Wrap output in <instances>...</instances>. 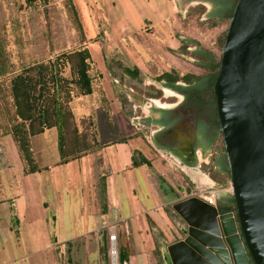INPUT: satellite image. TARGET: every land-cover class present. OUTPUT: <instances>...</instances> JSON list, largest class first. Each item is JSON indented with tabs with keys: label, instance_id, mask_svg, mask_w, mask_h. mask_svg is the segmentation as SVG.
Listing matches in <instances>:
<instances>
[{
	"label": "crops",
	"instance_id": "0c3cea01",
	"mask_svg": "<svg viewBox=\"0 0 264 264\" xmlns=\"http://www.w3.org/2000/svg\"><path fill=\"white\" fill-rule=\"evenodd\" d=\"M71 1L85 34V24L81 19L79 6L75 0ZM117 1L86 0V4L83 3L91 18H97L102 13L101 17L119 19L115 23L101 20L103 23L101 24L97 21L99 28L97 35L100 36L96 35V38H88L85 34L86 40L91 39L94 42L96 39L100 40V47L105 51L102 67L99 68L94 63L93 67L99 75L98 85L106 101L102 102L97 91L75 97L71 101L75 116L76 114L79 116H76V121L79 123L80 119H88L91 122L96 131L97 147L78 158L66 161L62 158L57 159V162L64 165H69L76 160L81 162L77 163L75 171L80 177L83 166L86 168L85 180L88 189L85 197L88 198L90 188L97 192V199L92 191L90 200L97 203L95 209H99L100 213L99 179L101 175H105L107 213H101V219L103 223L108 222L112 228L119 229L121 250L125 247L127 253L125 263L157 264L158 258L164 257V254L162 246L157 249L156 254V243L161 244L163 241L165 245H168L181 239L183 235L180 228L185 227L179 215L168 206L172 207L174 202L188 196H199L207 188L214 190L215 206L219 212L220 208L231 207L232 209L234 198L231 193L224 151L218 147L220 131L215 125V116L211 112L200 118L193 114L194 99L196 97L203 100L209 99V93L193 95L194 98L191 91L196 81L183 83L178 80L176 82L178 88H172L166 85V79L158 78L160 74L171 70L179 75L204 74L205 69L198 71L201 67L197 63L201 60L195 55V53L201 54L200 47H204L199 42L195 44L193 42L195 39L185 38L184 35L179 34L180 40L185 45L184 52L192 55L189 58L192 61L189 69L182 64L159 61L154 56L150 61H144L145 68L138 66L124 51L126 44L131 49L132 41L138 43V40L137 37L121 38V33L133 31L119 18ZM126 1L132 2V0ZM177 1H179L178 6L182 8L180 12L185 13L188 4L184 5V0ZM223 1L224 10L228 7V11L224 13L218 12L216 0L198 2L205 4L208 16L230 18L236 0ZM125 6L126 4L123 7ZM173 8L179 12L176 4ZM126 9L134 12L132 4L126 6ZM173 30L179 33L177 29ZM161 46L166 47L162 44ZM114 51L117 54L113 53ZM172 51L177 56H185L184 52ZM206 63L211 64V60ZM125 67L136 68L137 75L126 73ZM119 70L122 72L121 75L118 74ZM146 73V76H150L147 82L158 88V91H153V94L148 96L136 91L134 84L135 80L141 79ZM206 81L208 82V78L205 75L202 83ZM103 103L107 108L106 111ZM123 103H126L124 110L128 111L129 115L120 122L121 119H117V111L123 110ZM96 110L103 115L110 129L111 137L104 141L99 139ZM111 119L112 124L109 122ZM48 130L50 129H46L40 135L43 136ZM13 143L15 141L11 134L0 135V264H12L16 261V259L7 258L4 250L6 246L10 248V242L15 233H20V226L26 219L25 213L29 210V207L25 205L27 182L30 179L28 176H37L36 174H40L44 169L38 164L41 170L28 173L25 162L18 154L11 159L6 153L3 154L2 145L6 147L11 145L14 148ZM48 144L43 143L45 148H48ZM55 144L58 148V143ZM133 159L137 161V164H133ZM51 165L46 168L52 169L55 164ZM175 184L181 192L180 195L177 193ZM137 187H143L144 192L141 195L138 194ZM86 208L80 207L77 215L86 222L84 227L88 226L91 212L89 207L86 206ZM124 211L127 214H124ZM53 218L56 221L57 218L55 216ZM75 236L76 233L67 240L61 237L60 242L58 240L55 242L63 251V244L60 243L69 242ZM166 259H168L167 252ZM164 264H167V261L165 263L164 260Z\"/></svg>",
	"mask_w": 264,
	"mask_h": 264
},
{
	"label": "rangeland",
	"instance_id": "374dc122",
	"mask_svg": "<svg viewBox=\"0 0 264 264\" xmlns=\"http://www.w3.org/2000/svg\"><path fill=\"white\" fill-rule=\"evenodd\" d=\"M75 1L79 6L80 16L85 24L84 31L88 38H96L99 32L97 21L103 24L101 20L112 23L119 20L101 17L102 13L97 18H91L83 5V3L86 4V0ZM175 1L132 0V2H128L118 0L116 2L119 18L133 31L132 33H121V38L137 37L138 43L132 41L131 49L126 44L124 51L138 66L145 68L144 61H150L154 56L159 61L165 60L168 64H182L183 67L186 66L189 69L192 62L189 58L192 55L184 52L185 45L180 40L179 34L184 35L185 38L195 39L201 46L210 50L216 59H220V49L223 44L221 40L225 36L229 17L222 19L208 16L205 4L198 2H205V0H180L184 5L188 4L185 13L180 12L182 8L178 6L179 1ZM216 1L218 12L228 11V7L224 10L223 0ZM125 4L126 6L132 4L134 12L131 9H126V6L123 7ZM175 4L179 12L174 10ZM122 15L123 17H120ZM173 29H177L179 33ZM85 34L82 40L72 20L68 0H35L29 5L24 0H0V43L3 50L0 55V69L4 70V74L0 75L1 130L9 129L13 123L14 108L10 95V79L23 67L33 63L47 62L62 51L79 48L80 43L88 47L93 63L97 64L99 68L102 67L105 51L100 47V40L94 39L96 42L91 39V41L86 40ZM161 44L166 47L163 48ZM172 50L184 52L185 56H177ZM113 53L117 54L116 51ZM198 71H204V69L201 68ZM68 73L66 67L64 74ZM118 74H122L121 70L118 71ZM146 75L147 73L145 76L142 75L141 79L138 78L134 81L135 90L144 96L158 91L157 87L147 82V78L150 76ZM69 106L74 114L71 102ZM125 107L126 103L122 106L123 110L118 109L117 111V119H121L120 122L129 115V112L124 110ZM76 116L74 114L75 120H77ZM89 122L88 119L81 121L79 129L82 132L85 131L88 138L95 143L88 149L93 150L97 147V137L96 131ZM96 124L99 126L100 140L104 141L111 137L107 123L98 111ZM44 142L49 143L48 148L44 147ZM56 142V131L53 128L43 136L38 134L32 137L35 157L38 164L44 169L40 174L37 173V176H28L30 179L27 182L25 205L29 207V210L25 213L26 219L20 226V233H15L10 242V248L6 246L4 250L6 257L16 259L12 264H111L110 250L112 252V247L109 234L112 231V233H116V258L119 264V229L112 228L108 222L103 223L102 214L99 209H95L97 203L90 200L92 191L93 196L97 197V192L93 188L89 189L88 198L85 197L88 189L85 180L86 168L83 166L84 171L82 169L80 177L75 171L77 163L81 162L76 160L69 165L57 162V159L61 160L63 156L60 155L59 148H56ZM218 142L219 149L224 151L221 135ZM2 146L3 154L6 153L10 159L14 158L15 154L20 156L15 143H13L14 148L11 145ZM88 150L86 152H89ZM51 164H55L52 169L46 168L52 166ZM90 177L92 178V175ZM175 186L180 195L181 192L177 184ZM137 191L141 195L144 189L137 187ZM86 206L91 209V212L88 226L84 227L86 222L77 215L80 207L87 209ZM168 207L172 210L171 206ZM124 214L127 212L124 211ZM32 215L34 217L31 218ZM53 216L57 218L56 221ZM74 233L76 236L69 242L60 243L63 244L62 251L55 241L60 242L61 237L67 240ZM155 246L156 250L162 246L164 254V257L158 258L157 264H164V260L165 263L167 261V264H170L169 258L166 259L165 243L161 241V244L156 243Z\"/></svg>",
	"mask_w": 264,
	"mask_h": 264
},
{
	"label": "water",
	"instance_id": "95a60500",
	"mask_svg": "<svg viewBox=\"0 0 264 264\" xmlns=\"http://www.w3.org/2000/svg\"><path fill=\"white\" fill-rule=\"evenodd\" d=\"M213 95L234 207L220 213L195 195L174 202L185 227L166 245L167 257L170 264H264V0H236Z\"/></svg>",
	"mask_w": 264,
	"mask_h": 264
},
{
	"label": "trees",
	"instance_id": "16d2710c",
	"mask_svg": "<svg viewBox=\"0 0 264 264\" xmlns=\"http://www.w3.org/2000/svg\"><path fill=\"white\" fill-rule=\"evenodd\" d=\"M24 1L29 5L35 0ZM68 2H70L72 20L75 23L80 38L83 40L84 33L82 24L72 1L68 0ZM223 40L224 37L221 43H223ZM193 42L199 44L196 40H193ZM80 45L79 48L60 52L47 62L33 63L25 66L10 79V95L14 108L13 123L9 129H0V135L6 133L11 134L18 147L20 156L27 166L26 171L28 173L42 169L39 167L34 154L32 137L43 133L46 129H55L60 155L63 156L62 158L65 161L82 156L85 154L84 152L95 144L88 138L85 131L82 132L79 129L81 121L83 122L84 119H80L78 123L69 106L73 98L88 95L95 91L99 93L102 102L106 101L98 85L99 75L97 71H94L90 51L84 44L80 43ZM200 50L201 54L195 53V55L201 60L197 64L205 69L206 72L204 74L186 73L179 75L171 70L170 72L166 71L160 74L158 78L166 79V85L172 88H178L176 84L178 80L184 81L185 83L196 81V85H194L195 87L191 91L192 96L200 93L212 94L207 100L197 99L196 97V101L213 107L214 116L216 117L215 125L218 127L213 83L219 59H216L214 54L206 48L200 47ZM2 52L0 43V55H2ZM209 60H211V64L206 63ZM66 67L69 73L65 75L64 69ZM124 71L130 75H137L138 73L136 68L129 69L125 67ZM2 74H4V70L0 69V75ZM205 75L208 78V82L206 81L203 84L202 81ZM104 110H107L105 105ZM109 122L112 124V119ZM133 164H137L135 159H133ZM227 173L229 174L228 166ZM99 186L101 213L104 214L107 213L105 175H101ZM230 209L231 207L225 209L220 208V212H225ZM104 242L106 243V240ZM155 252L157 254V250ZM126 260V248L124 247L121 250L120 245L118 255L119 264H123Z\"/></svg>",
	"mask_w": 264,
	"mask_h": 264
},
{
	"label": "built area",
	"instance_id": "2783aa9c",
	"mask_svg": "<svg viewBox=\"0 0 264 264\" xmlns=\"http://www.w3.org/2000/svg\"><path fill=\"white\" fill-rule=\"evenodd\" d=\"M199 197L201 199H203L205 202H207L208 204H211V205H215V202H216V195H215V192L213 189L211 188H207L205 190H203ZM109 238H110V241H111V247H112V241L115 240L116 238V233H112V231L110 232L109 234ZM110 256H111V264H118L117 263V258L115 261L112 260V254H111V250H110Z\"/></svg>",
	"mask_w": 264,
	"mask_h": 264
},
{
	"label": "flooded vegetation",
	"instance_id": "af4514ba",
	"mask_svg": "<svg viewBox=\"0 0 264 264\" xmlns=\"http://www.w3.org/2000/svg\"><path fill=\"white\" fill-rule=\"evenodd\" d=\"M212 94H209V98L211 97ZM195 98V96H193ZM198 99V98H197ZM208 98H206L205 100H207ZM194 107L193 109V114L197 117H203L206 116V113H212L214 115V109L213 107L207 106L206 104H201L199 102L196 101V99H194ZM198 111V113H197ZM216 118V117H215ZM219 130V127H217Z\"/></svg>",
	"mask_w": 264,
	"mask_h": 264
},
{
	"label": "bare ground",
	"instance_id": "6f19581e",
	"mask_svg": "<svg viewBox=\"0 0 264 264\" xmlns=\"http://www.w3.org/2000/svg\"><path fill=\"white\" fill-rule=\"evenodd\" d=\"M112 260L115 261L116 260V256H117V247H116V241L113 240L112 241Z\"/></svg>",
	"mask_w": 264,
	"mask_h": 264
}]
</instances>
